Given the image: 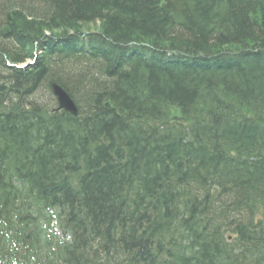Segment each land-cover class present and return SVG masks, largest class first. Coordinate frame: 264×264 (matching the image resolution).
I'll return each mask as SVG.
<instances>
[{"label": "trees", "instance_id": "trees-1", "mask_svg": "<svg viewBox=\"0 0 264 264\" xmlns=\"http://www.w3.org/2000/svg\"><path fill=\"white\" fill-rule=\"evenodd\" d=\"M53 82L81 116L33 98ZM0 143V191L21 177L115 264H264V0H0Z\"/></svg>", "mask_w": 264, "mask_h": 264}, {"label": "bare ground", "instance_id": "bare-ground-1", "mask_svg": "<svg viewBox=\"0 0 264 264\" xmlns=\"http://www.w3.org/2000/svg\"><path fill=\"white\" fill-rule=\"evenodd\" d=\"M135 50H136V59H139L142 57V49H143V46L144 44H141V43H136L135 45H133ZM38 94H42V97H37L38 99H36V97L33 96V98L35 100H38V101H43L42 103H46V104H49V103H53L52 100H53V96H52V93L51 91L49 90V88H46V91H40ZM230 190L231 192L234 191L232 190L230 187L229 188H225L224 190ZM237 191V190H236ZM238 192V191H237Z\"/></svg>", "mask_w": 264, "mask_h": 264}, {"label": "water", "instance_id": "water-1", "mask_svg": "<svg viewBox=\"0 0 264 264\" xmlns=\"http://www.w3.org/2000/svg\"><path fill=\"white\" fill-rule=\"evenodd\" d=\"M55 93L58 96L61 108L64 107L68 110L77 113L74 102L70 99L69 95L61 87L56 86Z\"/></svg>", "mask_w": 264, "mask_h": 264}, {"label": "rangeland", "instance_id": "rangeland-1", "mask_svg": "<svg viewBox=\"0 0 264 264\" xmlns=\"http://www.w3.org/2000/svg\"><path fill=\"white\" fill-rule=\"evenodd\" d=\"M53 102V101H52ZM49 104H53V103H49ZM218 190H220V189H218Z\"/></svg>", "mask_w": 264, "mask_h": 264}]
</instances>
